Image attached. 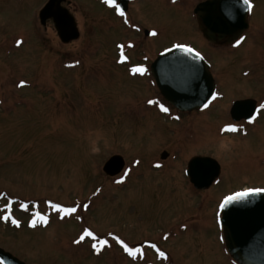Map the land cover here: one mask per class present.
I'll use <instances>...</instances> for the list:
<instances>
[{
  "label": "rangeland",
  "instance_id": "1",
  "mask_svg": "<svg viewBox=\"0 0 264 264\" xmlns=\"http://www.w3.org/2000/svg\"><path fill=\"white\" fill-rule=\"evenodd\" d=\"M46 1L0 0V246L27 264H137L119 261L121 238L136 244L169 222L195 217L204 223L194 236L197 243L166 244L174 258L181 264H231L213 241L219 206L243 187L264 188V114L244 138L221 134L217 129L228 111L223 102L221 111L207 113L204 138L200 126L201 141L189 142L183 125L167 133L162 120L136 116L130 108L136 97L153 92L144 83L151 79L148 72L132 69L142 66L144 56L147 65L155 55L185 45L221 71L224 100L264 98V0H251L253 28L229 54L200 36L193 9L205 0H133L124 16L104 0H66L79 31L68 44L51 25H40L38 12ZM123 53L128 61L120 58ZM254 65L260 71L256 84L235 77L241 66ZM203 119L191 121L199 126ZM188 120L183 117V124ZM163 150L171 158L159 163ZM196 154L220 165L218 180L200 196L183 177L186 160ZM114 155L128 169L138 165L128 183L103 173ZM54 204L76 212H58ZM85 230L95 238L76 243ZM105 248L116 253H103Z\"/></svg>",
  "mask_w": 264,
  "mask_h": 264
},
{
  "label": "water",
  "instance_id": "2",
  "mask_svg": "<svg viewBox=\"0 0 264 264\" xmlns=\"http://www.w3.org/2000/svg\"><path fill=\"white\" fill-rule=\"evenodd\" d=\"M129 1L116 0V3L125 12ZM68 5L66 0H47L38 12L40 25L45 27L51 23L62 44L79 38L76 21ZM248 13L243 0H206L193 10L203 37L213 44L225 37H228L226 42L238 39L248 28ZM150 74L161 97L183 113L203 110L215 93L209 65L195 51L186 52L173 47L162 52L151 64ZM249 102H235L230 110L231 118L240 120L238 109ZM123 165V159L114 155L104 163L102 171L106 176L114 177L120 174ZM219 174V164L209 157H194L187 164L186 176L198 190L208 189ZM221 205L220 225L229 257L236 264H264V193H254L223 207ZM0 262L24 264L2 250Z\"/></svg>",
  "mask_w": 264,
  "mask_h": 264
},
{
  "label": "flooded vegetation",
  "instance_id": "3",
  "mask_svg": "<svg viewBox=\"0 0 264 264\" xmlns=\"http://www.w3.org/2000/svg\"><path fill=\"white\" fill-rule=\"evenodd\" d=\"M133 0H130L127 3L126 6V10L124 13V15H126L129 11V7L130 4L132 3ZM200 3V2H199ZM198 3V4H199ZM118 4V3H116ZM112 8L114 10L117 11V9L112 6ZM195 8V7H194ZM117 15L121 16L119 14V12L117 11ZM123 15V16H124ZM194 20L197 23L196 17L193 15ZM51 25L50 23H47L46 25ZM52 26V25H51ZM198 26V24H197ZM251 27L253 28V25L250 23L249 21V17H248V29L241 34V36L234 41L231 42H226V40L228 39V37H225L224 39L218 41V43L213 44L208 42L202 35L201 31H199L200 36L202 38V40L208 44L212 49H216V50H223L226 51L227 54H229L230 52L235 51L236 49L240 48L243 45V42L246 38V35L249 33ZM199 29V27H198ZM142 34L144 35V37L150 38V34L146 31L143 30ZM243 37V39H241ZM240 41V43L237 45V41ZM242 44V45H241ZM229 51V53L227 52ZM120 58L122 59L123 62L128 61L127 59L125 60V57L127 58V54L123 53L119 55ZM157 55H155L154 59L156 58ZM203 57V56H202ZM204 58V57H203ZM154 59L152 60V62L154 61ZM204 60L209 64V62L204 58ZM129 61H132V59L129 57ZM147 59L146 57H142L141 61L139 64L142 65V67H144L146 69V73L148 72L149 76H150V65L151 63L146 65ZM137 63L133 64L136 65ZM210 66V73L211 76L214 80L215 83V99H212L211 102H209V104L207 105V107H205L203 110L200 111H191V112H179L177 111L174 107H172L169 103H167L163 97H161L158 89L155 86L154 80L151 79L145 81L144 83L146 84L147 89L150 92H153V94H150L148 96H138L136 97V101L132 103L131 105V109L132 110H136L135 114L138 117H145V116H149V117H153V119H158L159 121L162 120L165 123H160L161 126L164 128L165 131H167V133H171V131L173 130L171 128V126H175V124L178 125H183V129H184V135L186 137V139L190 142H196L198 143V141H201V137H199V135L197 136V128H200V126L204 127L203 132H202V138H204V136L207 133H204L205 131H207V123H208V112H211L213 109V111H215L216 109H220V111L222 110V106L221 104L223 102H226V110L227 111V118L225 119L224 123L220 125V127L217 129L218 132H220L221 134H230L232 136L235 137H240V138H244L246 137L253 129L255 126V123L257 120H259L261 118V116L264 114V109L260 108L261 104H264V98L261 97H257V98H262L260 100H255L254 97H238L236 99H231V100H224V95L221 94L222 92V85L220 84V80H219V73L221 72L220 70H214L212 69L211 65ZM131 67V66H130ZM133 67V66H132ZM259 70L257 68H255V65L252 68L246 67V66H241L237 71H236V76H239L240 78H247L249 79V83H247L248 85H254L256 84V77L257 75H259ZM148 77V76H147ZM251 77V78H250ZM261 79V78H260ZM229 82V81H226ZM263 83V82H261ZM150 84V85H149ZM245 84V83H244ZM248 85H245V87L248 88ZM244 87V85H243ZM144 92V90H143ZM264 97V96H263ZM251 101L248 104L240 107L238 109V116L241 117L240 120H233L230 116V110L232 108V105L237 102V101ZM149 101H152V103H149ZM220 102L219 106L214 107V105H217ZM163 108H167L168 111H163ZM220 113V112H219ZM219 113L217 115H219ZM194 116H200L201 118L204 117L203 121V125L200 124L199 126L198 123H196L195 121H191V118ZM245 116H248V118H245ZM183 117L185 118H190V120H188L187 123L183 124ZM251 120V122H250ZM202 122V120H201ZM200 122V123H201ZM235 125L236 126V130L235 131H229L225 129L226 125ZM197 126V127H196ZM171 158L170 153L167 152L166 150H163L160 155H159V163H166L167 161H169L168 159ZM112 157V156H111ZM121 157V156H120ZM194 157H206V156H202V155H192L190 156L186 162H185V168L183 171V177L184 179L187 181L188 186L194 191L193 194L196 195H203L207 190H209L215 183L216 180L208 189L206 190H198L196 188H194V186L191 184L189 178L186 176V169H187V164L188 162L194 158ZM123 159V157H121ZM123 168L122 171L120 172L119 175L113 177V178H108V179H116V178H122V180L120 181V183H124V181H127L126 183H128L129 179L131 178V174L133 173V170L138 168V165H132V168L128 167L126 168V162L123 159ZM158 167V168H157ZM154 168L159 169V165L155 166ZM122 176V177H121ZM247 189H264L263 187L257 186V187H252V188H247V187H243L240 190H237L229 195H232L234 193L237 192H242L245 191ZM228 195V196H229ZM201 199V198H199ZM201 206V203L200 205ZM200 220H197V218L195 217H191V218H183V219H179L177 222H169L167 223V228L164 230L160 231V234H157L156 236L153 237H149L143 240H140L138 243L136 244H129L128 241L126 239L121 238L120 241H123L125 244H127L129 247L133 248V249H139L140 251L136 252L135 257L130 256L124 249V247L121 245L120 242H117L119 248L117 249V251L119 250L120 253V260H128L129 262L132 263H137V264H181V262L179 260H176L172 254V250H170L166 244L171 245L172 247L175 246V244L177 243H181V242H188V243H197L196 240V236L199 232L198 228H203L204 223L199 222ZM216 230L217 232L214 234V238L213 241L215 242V244L219 245L222 247V252H225L226 256L228 257V260L231 262V264H236L227 254L225 247H224V241H223V233H222V228L220 226L219 223V215H218V219L216 220ZM92 233L94 234L95 232L92 231ZM186 233L185 238H182L181 236ZM110 234H106L105 236L107 237ZM100 237V236H98ZM194 237V238H193ZM91 238V237H90ZM91 240V248H92V239ZM172 241V242H171ZM152 245H155L156 247H152ZM196 250L197 252L195 253V256L199 255V259H200V255H201V250L202 248H200L198 246V244L196 245ZM0 250H2L4 253L9 254L10 256H12L13 258L17 259L18 261L27 264L25 262V260L23 259L24 257H18L16 255H14L9 249L7 250L6 248H2L0 246ZM115 251V250H114ZM104 252H111L110 249L105 248ZM163 252L164 255L161 256L160 253ZM113 253L116 252H111L110 254L113 255ZM118 256V255H117ZM211 261V260H210ZM0 264H2L0 262Z\"/></svg>",
  "mask_w": 264,
  "mask_h": 264
},
{
  "label": "snow or ice",
  "instance_id": "4",
  "mask_svg": "<svg viewBox=\"0 0 264 264\" xmlns=\"http://www.w3.org/2000/svg\"><path fill=\"white\" fill-rule=\"evenodd\" d=\"M104 3H105V4H108V5H110V6H114V7L117 9V11L119 12V14H120L121 16L124 15L123 11L120 10L119 5L116 4V0H104ZM243 4L246 5V8H247V10H248L249 12L252 10L253 5H252L251 0H243ZM152 35H156V32L153 31V32H152ZM241 39H243V37H242ZM17 43H19V41H18ZM236 43H237V45H238V44L240 43V41L238 40ZM176 47L181 48V49H184L186 52H192V51H193L191 48H187L185 45H177ZM196 55L199 56L200 54L197 52ZM132 71H133V73H140V74H143V73L146 71V69H145L144 67L141 66V67H135V68H133ZM23 83H24V82H21V84H23ZM213 99H215V96H213ZM149 103H152V101H149ZM161 107H162V110H163V111H168L167 108H163V106H161ZM205 107H207V105H205ZM260 108H261V109H264V104H261V105H260ZM250 122H251V120H250ZM225 129H226V130H229V131H235V130H236V126H235V125H231V124H229V125H226V126H225ZM118 182H119V181H118ZM259 192H264V189H247V190H245V191H243V192H237V193H234L233 195L226 196V197L224 198V202H223V204L221 205V207H223L224 205H227V204L233 202L234 200H240V199H243V198H245V197H247V196H249V195H252V194H254V193H259ZM52 206H53L58 212H64V213H66V214H72V213L76 212V208H75V207H62V206L59 205V204H54V205H52ZM6 207H7V205H6ZM22 207H27V206L24 205V206H22ZM85 207H86V206H85ZM36 216H37V218H38V220H39L40 222L45 223V224L48 222V218H47L46 216H42V215H40V213H36ZM8 218H9V217H8L7 215H5V216L3 217L4 220H8ZM12 223H13V224H16L17 226H19V221H17V220H12ZM31 223H32V226L34 227L35 224H36V221L34 220V221H32ZM85 236L95 238V237L93 236V233H92L91 231H89V230H85L84 235H82V236L79 238V240L76 241V243H80L81 241H83V240L85 239ZM119 242L121 243V245L124 247L125 251H126L130 256L135 257L136 252L140 251L139 249H133V248L129 247V246H128L127 244H125L123 241H119ZM100 243H101V244H106L107 241H100ZM92 247H93V249H95L97 252H99V248L97 247L96 244H93ZM152 247L155 248L156 246H155V245H152ZM160 255L163 256L164 253L161 252Z\"/></svg>",
  "mask_w": 264,
  "mask_h": 264
},
{
  "label": "bare ground",
  "instance_id": "5",
  "mask_svg": "<svg viewBox=\"0 0 264 264\" xmlns=\"http://www.w3.org/2000/svg\"><path fill=\"white\" fill-rule=\"evenodd\" d=\"M242 45V44H241ZM127 182V181H126Z\"/></svg>",
  "mask_w": 264,
  "mask_h": 264
}]
</instances>
